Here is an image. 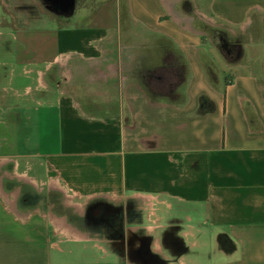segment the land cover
Returning a JSON list of instances; mask_svg holds the SVG:
<instances>
[{"label":"crops","instance_id":"0c3cea01","mask_svg":"<svg viewBox=\"0 0 264 264\" xmlns=\"http://www.w3.org/2000/svg\"><path fill=\"white\" fill-rule=\"evenodd\" d=\"M180 1L125 0L186 65L166 101L142 81L156 44L120 46V3L82 27L51 0L16 26L0 0V264H264V46L211 78L195 27L253 30L264 0Z\"/></svg>","mask_w":264,"mask_h":264},{"label":"rangeland","instance_id":"374dc122","mask_svg":"<svg viewBox=\"0 0 264 264\" xmlns=\"http://www.w3.org/2000/svg\"><path fill=\"white\" fill-rule=\"evenodd\" d=\"M8 8L10 25L19 26L37 11L52 18L48 14L51 0H4ZM176 1V0H175ZM208 0H181L176 6L177 12L188 16L192 15L194 5L205 4ZM120 3V46L138 48L156 44L157 57L153 65L145 66L141 75L144 90L152 97L166 101H178L183 97L188 78L186 65L177 56H166L171 48L164 40L151 35L144 28L134 25L126 11L125 0H75V16L70 23L60 22V25L73 24L74 26L102 25L114 15L116 3ZM25 4V5H22ZM28 4H31L28 6ZM200 8V7H198ZM47 9V10H45ZM252 28H247L240 34L238 31H229L227 27L218 24L208 26L196 21L195 27L203 31L211 44L210 51L203 53L202 60L208 66L207 75L213 78L215 71L220 70L224 63H246L258 58V49L264 46V17L252 19ZM251 26V27H252ZM262 39V40H261ZM173 51V50H172ZM167 57V58H166ZM215 70V71H214ZM11 175V168H7Z\"/></svg>","mask_w":264,"mask_h":264}]
</instances>
